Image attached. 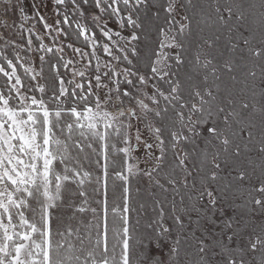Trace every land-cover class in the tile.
Returning <instances> with one entry per match:
<instances>
[{"label": "snow or ice", "instance_id": "6c2138e0", "mask_svg": "<svg viewBox=\"0 0 264 264\" xmlns=\"http://www.w3.org/2000/svg\"><path fill=\"white\" fill-rule=\"evenodd\" d=\"M24 5L0 0V264H264V0Z\"/></svg>", "mask_w": 264, "mask_h": 264}, {"label": "trees", "instance_id": "16d2710c", "mask_svg": "<svg viewBox=\"0 0 264 264\" xmlns=\"http://www.w3.org/2000/svg\"><path fill=\"white\" fill-rule=\"evenodd\" d=\"M202 2H203V0H202ZM38 27H39V26H38ZM205 35H207V33H205ZM194 55H195V48H193V49L191 50L190 58H191V56H194ZM188 71H191V67H190V66H189ZM240 86H242V85H240ZM140 187H141V193H140V196H139L138 199H139L141 202H148V203H151V197H149L148 194H147V192L144 191V189H145L147 186L144 185V184H141ZM170 198H171V197H169V199H170ZM137 207H138V205H137ZM150 217H153V218H154V217H155V213L152 211L151 208H148L145 212H143V213L140 215L141 224H140L139 227H141V229L143 228L144 224H145L146 222H148V220H149ZM136 218H137V217H136V214L134 213V214H133V223H135V219H136ZM166 221H167V223L171 224V219H170V218H167V217H166Z\"/></svg>", "mask_w": 264, "mask_h": 264}, {"label": "rangeland", "instance_id": "374dc122", "mask_svg": "<svg viewBox=\"0 0 264 264\" xmlns=\"http://www.w3.org/2000/svg\"><path fill=\"white\" fill-rule=\"evenodd\" d=\"M31 2L32 0H25V14L26 15H32V8H31ZM52 5L51 3H49V6H48V9H47V15L52 18L53 17V12H52ZM17 23H21V21L19 20V18H17ZM26 26H30V23L29 25H26Z\"/></svg>", "mask_w": 264, "mask_h": 264}]
</instances>
